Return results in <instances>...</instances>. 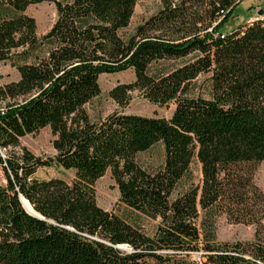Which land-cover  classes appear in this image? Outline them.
<instances>
[{
  "label": "trees",
  "instance_id": "obj_1",
  "mask_svg": "<svg viewBox=\"0 0 264 264\" xmlns=\"http://www.w3.org/2000/svg\"><path fill=\"white\" fill-rule=\"evenodd\" d=\"M160 1L124 34L136 0H0V63L20 75L0 86V264H264V193L254 182L264 162V20L227 31L245 0ZM45 2L57 19L40 37L26 11ZM128 71L135 81L109 96L120 107L134 91L174 103L171 118H90L100 77ZM202 75L207 96L196 94ZM47 127L56 155L43 159L21 139ZM157 144L164 162L148 171L136 157ZM53 165L74 180L36 177ZM108 170L125 217L97 204L95 185ZM223 215L254 225V240L220 242ZM144 219L156 222L152 233Z\"/></svg>",
  "mask_w": 264,
  "mask_h": 264
},
{
  "label": "rangeland",
  "instance_id": "obj_2",
  "mask_svg": "<svg viewBox=\"0 0 264 264\" xmlns=\"http://www.w3.org/2000/svg\"><path fill=\"white\" fill-rule=\"evenodd\" d=\"M137 4L134 10V15L129 28L124 34H132L136 27L145 20L156 14L161 8L160 0H136ZM261 10L264 11V0H245L235 12V18L227 27L230 31L239 26L244 25V22L250 17H256ZM26 14L35 18L37 22V34L43 36L46 34L57 19L56 7L51 3H41L30 6ZM181 62L172 64L173 66L180 65ZM20 79L19 72L11 62L0 63V86H4L11 82H16ZM135 81V76L132 71L114 75H102L100 77L101 95L94 99L90 104L86 105L85 111L94 121L105 119L107 116L122 112L125 114L140 115L143 117H162L171 118L175 111L176 105L171 103L166 106L155 105L143 98L139 92L130 93V99L125 107H120L110 96L116 86L120 84H129ZM208 76L202 75L196 81V94L206 95L204 90H207ZM5 103H0V108L4 107ZM54 137L49 127L44 128L38 134L28 135L21 139V146L27 148L35 156L43 159L53 158L56 151L53 147ZM17 150L16 152H19ZM0 155L6 158L7 152L0 151ZM137 163L148 171L156 170L164 162V150L162 144H157L151 150L141 153L136 157ZM192 171L196 183H200L201 165L197 160L193 162ZM36 177L39 179L61 178L67 182H72L75 178L74 171H66L56 165L46 168H40L37 171ZM254 182L264 193V162L255 165ZM7 184V178L0 164V186ZM96 201L99 207L112 212L116 215L125 217L127 214L126 207L120 201V192L118 186L112 176L110 170L107 171L104 177L99 179L95 185ZM27 209L30 211L31 207ZM146 231L152 233L156 222L144 219ZM256 227L254 225L231 224L225 215L221 216L217 221V237L220 242L234 241H252L255 237ZM124 250H130L128 247H123ZM199 259L198 255L194 256Z\"/></svg>",
  "mask_w": 264,
  "mask_h": 264
},
{
  "label": "built area",
  "instance_id": "obj_3",
  "mask_svg": "<svg viewBox=\"0 0 264 264\" xmlns=\"http://www.w3.org/2000/svg\"><path fill=\"white\" fill-rule=\"evenodd\" d=\"M264 20V17L262 16V14L259 13L258 16L256 17H250L249 19H247L245 22H244V25H253L254 23H257L259 21H263Z\"/></svg>",
  "mask_w": 264,
  "mask_h": 264
},
{
  "label": "water",
  "instance_id": "obj_4",
  "mask_svg": "<svg viewBox=\"0 0 264 264\" xmlns=\"http://www.w3.org/2000/svg\"><path fill=\"white\" fill-rule=\"evenodd\" d=\"M260 14H261V12H260ZM22 202H23V205H24V208L25 209H26V205H30V203L27 200H25L24 198H22ZM30 207H31V205H30ZM29 213L32 214V215H34V216H38V214L34 210L33 211H30ZM119 249H123V247H119Z\"/></svg>",
  "mask_w": 264,
  "mask_h": 264
},
{
  "label": "bare ground",
  "instance_id": "obj_5",
  "mask_svg": "<svg viewBox=\"0 0 264 264\" xmlns=\"http://www.w3.org/2000/svg\"><path fill=\"white\" fill-rule=\"evenodd\" d=\"M28 206H30V205H26V209H27V207H28ZM27 211H29V210L27 209ZM30 211H33V209L31 208V210H30ZM30 211H29V212H30Z\"/></svg>",
  "mask_w": 264,
  "mask_h": 264
}]
</instances>
